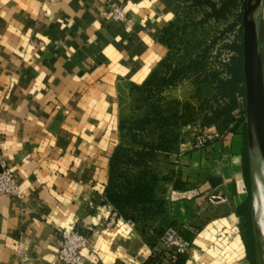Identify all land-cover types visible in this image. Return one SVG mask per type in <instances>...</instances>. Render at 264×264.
Segmentation results:
<instances>
[{"label":"crops","instance_id":"0c3cea01","mask_svg":"<svg viewBox=\"0 0 264 264\" xmlns=\"http://www.w3.org/2000/svg\"><path fill=\"white\" fill-rule=\"evenodd\" d=\"M181 10L178 0H0V162L23 194L0 196V264H61L60 230L90 236L81 264H150L151 233L170 226L194 230L178 264L259 260L240 102L219 139L179 144L178 165L161 169L162 206L144 226L105 197L121 124L142 117L137 88L166 61L163 35ZM261 50L264 61V5ZM211 195L229 202L211 205Z\"/></svg>","mask_w":264,"mask_h":264},{"label":"trees","instance_id":"16d2710c","mask_svg":"<svg viewBox=\"0 0 264 264\" xmlns=\"http://www.w3.org/2000/svg\"><path fill=\"white\" fill-rule=\"evenodd\" d=\"M178 1H181V3L188 1L198 8L206 6L208 10V14L206 13L207 18L219 19L223 16L227 17L236 10H240V14L236 17L233 25V28L236 25L240 28L238 41L229 47V50L234 52V56L223 67L225 77H222L220 73H213L208 75L207 79L202 82L211 81L214 87V95L210 99H204L201 104V126L223 129L234 120V113L239 109V99L244 100L245 97L241 39L242 0H221L219 4L213 0ZM172 25L173 23L169 25L164 35L170 32ZM159 69L151 75L142 87L137 88L145 96L144 103L152 107L153 113L144 116V118L124 120L122 122L121 131L123 138L130 136L133 142L137 144V148L124 144L117 148L110 163L109 182L105 190V197L115 211L124 217L133 219L142 226L147 223L150 211L154 209L159 211L162 206L161 202L156 199L157 187L161 181L160 177L155 173L149 172L148 169L154 162L157 152L166 144L162 142L156 144L144 143L141 136H144L148 129L160 121L157 117L161 116L159 105L162 91L182 80L181 70H169L162 76ZM169 72L171 75L167 79ZM242 114H245V107ZM246 177L250 185V166L246 169ZM164 231L152 233L158 236ZM185 237L189 240L186 235ZM151 238L155 240L152 236ZM250 248L252 247L249 245V250ZM251 257L255 258L253 249H251ZM181 261L182 259L178 263ZM150 264H155V260H151Z\"/></svg>","mask_w":264,"mask_h":264},{"label":"rangeland","instance_id":"374dc122","mask_svg":"<svg viewBox=\"0 0 264 264\" xmlns=\"http://www.w3.org/2000/svg\"><path fill=\"white\" fill-rule=\"evenodd\" d=\"M213 1L219 4L221 0ZM206 13L208 14L206 6L198 8L184 1L170 32L164 35V44L169 47L170 54L159 70L162 76L169 70H181L182 80L162 91L159 105L161 116L157 117L160 121L141 136L144 143L166 144L157 152L148 169L158 177H162L161 169L174 166L172 160L178 153L179 144L187 138L194 139L205 128L201 126V104L204 99H210L214 95V87L210 80L202 82L213 73H220L225 77L223 67L234 56L229 47L238 41L240 28L237 25L233 28V25L240 10L219 19L207 18ZM170 75L171 73L167 79ZM144 99L145 96L141 95L136 103L137 106L144 107L141 110L142 117H131L130 120L144 118L153 113L152 107L145 105ZM239 102L244 109L245 101L239 99ZM214 129L208 132L215 131ZM124 141L126 146L137 148L130 136L124 138ZM261 184L264 186V183ZM255 264H264V251H261Z\"/></svg>","mask_w":264,"mask_h":264},{"label":"water","instance_id":"95a60500","mask_svg":"<svg viewBox=\"0 0 264 264\" xmlns=\"http://www.w3.org/2000/svg\"><path fill=\"white\" fill-rule=\"evenodd\" d=\"M264 0H242L241 39L245 92V117L252 181L257 194V180L264 183V61L261 50V13ZM259 240L264 250V230Z\"/></svg>","mask_w":264,"mask_h":264},{"label":"built area","instance_id":"2783aa9c","mask_svg":"<svg viewBox=\"0 0 264 264\" xmlns=\"http://www.w3.org/2000/svg\"><path fill=\"white\" fill-rule=\"evenodd\" d=\"M112 15L118 21L124 20L121 9H114ZM211 128L214 129V127ZM212 129L203 128L195 136L194 147L196 149H204L209 143L221 137L220 132L215 129V131L208 132ZM172 164L178 165V155L173 157ZM0 167V196L22 200L23 194L15 175L6 167L4 161L0 162ZM208 202L217 206L227 204L229 199L222 195H211ZM186 233L194 234V230L190 227L170 226L161 235L157 236L151 233L156 241L151 248V259L155 260V264H177L180 259L185 258L192 248V242L185 237ZM89 246L90 236L87 233L60 230L58 233L57 261L61 264H81L84 253ZM18 253L20 254L21 251L18 250Z\"/></svg>","mask_w":264,"mask_h":264},{"label":"bare ground","instance_id":"6f19581e","mask_svg":"<svg viewBox=\"0 0 264 264\" xmlns=\"http://www.w3.org/2000/svg\"><path fill=\"white\" fill-rule=\"evenodd\" d=\"M264 179V173L261 174ZM257 194L255 196V210L257 213V221L262 230H264V186L261 181L257 180Z\"/></svg>","mask_w":264,"mask_h":264}]
</instances>
